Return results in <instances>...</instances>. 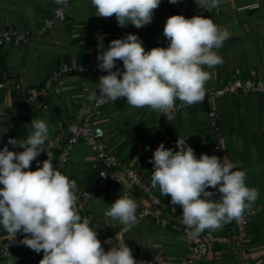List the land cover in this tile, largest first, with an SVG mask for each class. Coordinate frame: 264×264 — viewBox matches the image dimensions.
Instances as JSON below:
<instances>
[{"label":"crops","instance_id":"obj_1","mask_svg":"<svg viewBox=\"0 0 264 264\" xmlns=\"http://www.w3.org/2000/svg\"><path fill=\"white\" fill-rule=\"evenodd\" d=\"M191 1L195 3V0ZM255 1L261 4L258 10L240 9ZM56 4V0H0V29L23 28L33 34L29 44L22 47L5 46L2 52L1 65L8 74L9 90L4 94L0 110L8 139L26 138L32 131V119L46 121L49 141L55 137L59 124L68 130L71 125L80 126L93 102L89 97L96 93V82L90 76H64L60 82L61 93L35 105L23 104L17 88H40L63 61L71 58L82 62L92 61L98 39L105 50L112 40L118 39L114 36L115 31L122 34L121 38L129 33L137 35L146 50L168 46L163 35L167 18L161 5L154 11L152 22L137 29L131 24L118 26L115 16H96L91 0H71L66 21L57 24L48 35L38 36L37 30ZM176 14L187 18L203 15L231 33V39L217 50L223 63L211 69L206 68L211 73V79L205 84L206 91L225 84L236 69H241L245 77H264V0H220L219 6L212 12L200 8L198 12L176 8ZM100 30L103 33L100 34ZM116 68L123 70L122 61L117 62ZM85 85H88V90L84 89ZM43 103L48 105L47 109L43 108ZM206 103L205 99L192 106L186 114H174V119L169 122L166 117L149 108H133L126 101L116 100L104 107L98 122L105 130L106 142L122 162L137 168L151 179L153 166L149 161L160 143L166 148L178 150V137L187 135L186 142L194 149L197 158L201 154L215 155ZM220 114V128L228 161L235 165L234 170L246 172V184L249 187L259 189V198L250 210L245 211L250 217L247 257L250 264H264V95L224 97L220 102ZM48 142L37 160L42 167V162L50 157L62 174L76 182L78 204L80 194L96 176L93 170L95 155L86 145L77 144L70 161L60 165V150L49 149ZM10 146L14 152L24 150ZM36 168L37 162L33 161L28 170L35 171ZM207 190L215 192L211 188ZM219 195L216 193L213 198L218 199ZM118 196L123 194L117 187L101 192L91 202L87 214H80L92 222L91 227L95 229L96 226L98 239L105 251L116 246L118 235V239L125 241L132 249L137 262H148L158 254H163L169 264H177L178 258L188 253V243L180 234L157 227L137 211L139 222L134 226H123L118 220L106 217L105 212ZM161 196L165 204L163 214L182 220V208L172 205L170 196ZM0 228L3 238L8 239L9 233L2 226ZM214 232L216 240L209 255L194 264H234L226 225L223 224ZM109 238L112 243H104ZM31 254V249L18 243L13 247L10 257L21 262ZM8 262L7 258L0 256V264Z\"/></svg>","mask_w":264,"mask_h":264},{"label":"clouds","instance_id":"obj_2","mask_svg":"<svg viewBox=\"0 0 264 264\" xmlns=\"http://www.w3.org/2000/svg\"><path fill=\"white\" fill-rule=\"evenodd\" d=\"M177 4L180 0H168ZM67 4V0H56ZM161 0H91L96 16H115L118 26L129 24L143 28L153 20ZM202 10L212 12L220 0H195ZM163 35L167 47L146 50L141 39L132 33L112 40L107 49L100 47L98 69L107 72L98 78L96 93L89 100L102 102L126 100L133 108H149L174 119L179 100L191 106L206 97L205 84L211 79L206 70L223 63L218 49L231 39L226 28L203 15L187 18L176 14L167 18ZM122 61L123 70L116 68ZM116 68L114 71L113 69ZM32 131L26 138H9L7 145L24 149L0 150V226L9 234H23L21 244L43 252L39 264H138L132 249L116 237L117 244L108 251L102 247L92 222L79 214L76 182L52 163L37 157L49 141V127L43 119H32ZM69 131L78 135L76 125ZM187 135L179 136L176 148L163 143L156 148L150 163L151 185L161 195L170 196L172 205L182 208V223L198 236L205 230L215 231L232 220H241L246 210L259 198V189L246 184V172L234 170L227 157L201 154L187 144ZM148 146H146V150ZM33 161L35 171L28 170ZM214 189L215 192L207 189ZM219 193V198L214 195ZM137 203L125 193L109 206L105 216L120 225L139 222ZM104 243L111 244V238ZM139 264H144L140 261Z\"/></svg>","mask_w":264,"mask_h":264},{"label":"built area","instance_id":"obj_3","mask_svg":"<svg viewBox=\"0 0 264 264\" xmlns=\"http://www.w3.org/2000/svg\"><path fill=\"white\" fill-rule=\"evenodd\" d=\"M71 0H67V4H56L52 13L44 18L42 25L37 30L38 36L48 35L57 24L66 21L67 10ZM92 5V4H91ZM160 5L166 18L176 15V8L184 11L198 12L199 6L191 0H180L177 4H171L168 0H161ZM93 6V5H92ZM94 7V6H93ZM261 7L259 1L243 6L242 10H258ZM100 34L103 30H100ZM76 36V35H75ZM116 38H121L122 34L118 31L114 32ZM33 34L23 28L0 29V92L6 94L9 90L8 74L1 65V57L5 46L22 47L29 44ZM101 41L98 39L97 50L94 59L90 62H82L77 58H71L63 61L53 74L45 80L43 85L38 89L18 87L17 91L21 95L23 104L35 105L41 101H45L50 96L61 93V79L69 74H84L90 76L98 84V78L107 75V72L98 69L97 56L99 55ZM88 90V85L84 86ZM264 95V77L247 76L245 77L241 69H236L230 80L220 87H212L206 91V101L208 103V118L210 126V135L215 155L223 159L227 157L224 147V138L221 133L220 121V102L224 97L235 95ZM97 97L99 96L96 93ZM126 101L123 98L117 99ZM112 101L102 102L94 99L90 107L85 112L84 118L78 127V135L63 125H58L55 137L47 144L49 149H59L60 155L58 163L60 165L70 161L73 148L77 144H84L90 148L95 155L93 170L96 173L95 178L90 182L80 194L78 201L79 214L86 215L88 208L94 198L110 188L117 187L122 194H129L135 199L138 207L137 212L144 218L151 220L154 225L162 229H169L180 234L188 243V253L178 258L177 264H194L198 260L208 256L213 243L216 240L214 231L205 230L198 236L191 235L182 220L170 218L163 214L165 207L161 193L157 188L151 185V179L140 172L137 168L126 166L119 155L112 151L105 139V130L99 124L98 118L104 107ZM198 104V103H196ZM195 105V104H194ZM194 105L188 106L176 101L174 114H186ZM43 108L47 109L48 105L43 103ZM250 217L244 213L243 219L225 223L227 231V239L233 256L234 264H250L247 257V229ZM2 228H0V256L7 258L9 264H39V259L32 253L26 260L21 262L11 259V251L13 247L20 243L23 234L13 236L9 234L8 239L2 236ZM148 264H169L167 257L158 254L152 260L145 262Z\"/></svg>","mask_w":264,"mask_h":264},{"label":"water","instance_id":"obj_4","mask_svg":"<svg viewBox=\"0 0 264 264\" xmlns=\"http://www.w3.org/2000/svg\"><path fill=\"white\" fill-rule=\"evenodd\" d=\"M206 107H207V109H208V103H206ZM7 142H8V138H7V135H6V132H5V129H4V126H3L2 120H1V118H0V150H2L3 147H4L5 145H7ZM7 146H8V148H9V150L12 151V150H11V146H10V145H7ZM31 251H32V253H34V254L37 256V258H38L39 260H41V259L43 258V252H41V253H36V252L33 251V250H31ZM138 264H139V262H138ZM144 264H148V263H145V262H144Z\"/></svg>","mask_w":264,"mask_h":264},{"label":"trees","instance_id":"obj_5","mask_svg":"<svg viewBox=\"0 0 264 264\" xmlns=\"http://www.w3.org/2000/svg\"><path fill=\"white\" fill-rule=\"evenodd\" d=\"M4 99H5V95H4L2 92H0V107H1L2 103L4 102ZM0 118H1L2 123H3L4 116H3V114L1 113V110H0ZM3 126H4V125H3Z\"/></svg>","mask_w":264,"mask_h":264}]
</instances>
